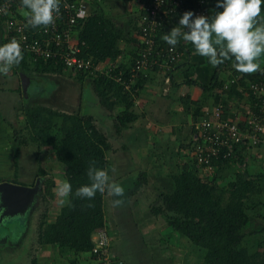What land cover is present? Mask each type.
<instances>
[{
  "label": "trees",
  "instance_id": "1",
  "mask_svg": "<svg viewBox=\"0 0 264 264\" xmlns=\"http://www.w3.org/2000/svg\"><path fill=\"white\" fill-rule=\"evenodd\" d=\"M115 1L132 2L131 0ZM184 1L185 11L193 13L198 6L197 0ZM100 4L101 2H98L97 5L90 6L83 24L79 20L74 28L78 32L80 41H84V44L80 45V54L83 57H90L94 65L100 63L106 65H103L102 71L95 70L92 73L86 70L78 71L75 73V78L82 84L90 86L95 96V98L89 96L92 100L91 104H95L96 101L109 112V115L106 113L105 116L112 117V134L120 135L149 110L145 107L143 113H139L135 105L138 104L137 100L151 76L150 71H136L135 81L130 90L124 89L123 84L116 81L115 78L119 75L123 80L128 81L129 71L135 65L138 52L141 48H145L137 38L138 11L122 9L119 14L126 13L124 15L126 20L122 22L123 24H117L113 19V13L105 12ZM182 15L169 18L164 29H159L157 42H161L163 46L168 45L162 36L172 27L178 26ZM2 45L0 41V46ZM175 47L182 52V57L175 69L170 72V81L166 85L165 93L170 99L172 92L178 87L175 72L185 64L184 47L181 43ZM22 54L23 60L17 65L22 71H31L33 74L44 76L65 70L61 64L56 65L52 60L44 62L40 59L33 64L28 53L22 52ZM124 57L127 58L123 60ZM234 63V57H230L216 66L211 82L202 86L203 91L209 92L217 88L227 96L246 92L254 104V97L247 83L264 79V70L246 75L236 71L233 67ZM229 65H232L231 69L227 67ZM228 69L232 70L230 75L225 72ZM221 72H224L223 76L219 75ZM233 78L236 81L229 83ZM225 83H229L227 88L224 87ZM220 92L210 95L214 96V105H222V117L226 118L227 103ZM81 95L80 91L79 96ZM59 98L58 101L50 100V104H57L54 107L35 103L32 99L23 105V129L28 131V137H25L20 130H15L18 139L15 151L18 154L19 145L30 141L36 144L37 150L42 146L48 147L47 149L51 150L62 166L63 177L72 185L73 195L70 197L72 206H60L54 219L49 218L48 202L55 196L56 177L47 176V170L41 165L37 169L38 174L43 178L38 200L41 199L45 204L40 219V241L57 244L59 250L76 264L78 258L71 257L69 253L80 255L90 252L93 246V233L98 228L107 226L108 222L105 208L107 192L103 194L97 192L94 199L88 200L76 197L75 191L82 185L90 183L87 176L90 161H95V166L99 169L106 171L109 169L107 153L112 149V143L109 141L110 136L98 126L93 115L81 113L79 108L64 111L66 105ZM58 105L60 107L62 105L63 110L59 109ZM195 106L193 113L197 116L195 120H199L203 116L199 101ZM239 125L244 127L242 121ZM192 141L191 139L175 150L177 154L182 155L181 163L176 165L173 172L167 173L170 181L158 192V201L150 202V210L154 215L166 216L168 224L175 231L190 239L192 247L202 259V264H264V251L258 250V246L264 244V237L258 236L264 231V224H261L262 221L264 223V173L248 178L247 175L236 172L232 174L233 181L228 187L219 186L216 181L223 175L221 169H231L230 164L235 160L230 156L224 157V154L219 158H211V164L215 167L214 172L211 178L204 177L199 174L194 161L184 154V149ZM239 158L242 160V156ZM89 204L92 206L88 207ZM255 217H260L262 221H259V224L254 223Z\"/></svg>",
  "mask_w": 264,
  "mask_h": 264
},
{
  "label": "rangeland",
  "instance_id": "2",
  "mask_svg": "<svg viewBox=\"0 0 264 264\" xmlns=\"http://www.w3.org/2000/svg\"><path fill=\"white\" fill-rule=\"evenodd\" d=\"M100 2L105 12L113 13V19L117 24H123L126 20L124 16L126 13L122 15L119 14L120 11L136 10L139 12L138 5L133 1L123 3L120 1L116 2L115 0H104ZM125 58L127 57H124L123 60H125ZM63 71L64 72L61 73L51 72L48 75L42 76L39 91H37V93L34 90L32 91L34 93L33 95H37L38 97L34 96L32 100H34L33 102L35 103L54 107V105L56 106L57 104H50V100L53 99L54 101H58V97H60L64 105H66V107L64 106V111H72L73 109L79 108L81 113L93 115L98 126L110 136L109 141L112 143V149L107 153V158L110 163L107 172L112 181L120 183L125 188V196L123 197L125 202L122 207H113L112 200L114 197H110L106 194V214L109 222L106 228L112 236L113 246L122 251L124 264H202V259L192 247L190 239L175 231L171 225L168 224L166 216L154 215L149 206L150 201H158V192L170 181L169 178L165 180V182L158 179H166L168 174H164V171H168L171 167L169 171L173 172L176 169V165L181 163L182 157L180 153H170V151L163 148L162 137H160V130H162L163 125L155 122L156 119L159 121V118L164 116L162 112L163 108L161 107L162 102L160 104V102L157 101L151 108L157 111V115L154 114V116H150V118H140L138 121H141V124H139L138 121L133 124V126H142L148 129L149 141L146 142L137 136V138L131 142L128 137H123L124 134L123 136L112 134V117L105 116L106 113L109 115V112L105 111L96 101L95 104H91L92 100L89 96L91 95L94 98L95 96L90 86L77 81L75 78L76 72L66 69ZM45 91L48 93L43 94ZM80 91L82 93L81 97L79 96ZM24 92L26 93V98H30V95H32V93L29 94L28 87L25 88ZM230 105L233 107L234 102L232 104L230 103ZM61 107L63 106L61 105ZM61 107L58 105L59 109ZM16 112H18V110ZM168 117L166 121L169 119ZM11 118L15 125L17 124V129L20 130L25 137H28V131L23 129L24 115H22L19 120L18 118L16 119L14 115ZM234 119H238V117H234ZM100 122L102 124H100ZM162 131L164 132V130ZM195 132L196 130L194 133ZM168 139L175 140L174 137L170 136H168ZM19 146V152L16 154L19 172L13 175L17 180L31 181L34 172L39 165H41L47 170V176L58 177L59 181H62L61 179L64 176L63 168L54 155L48 158V154L51 153V150L47 149L48 147L42 146L39 148L40 150H37L36 144L30 141H28L27 144ZM123 146H126V149ZM44 154L46 156H44ZM116 158H119V160ZM243 162L244 160L242 159L241 162L238 161L240 165L235 163L231 166V169L226 170L222 175L223 177L216 181L219 186L228 187L230 182L233 181L232 174L236 172L245 175V171L242 170L244 166ZM122 174H127L131 177L124 178L125 175ZM134 175L136 179L133 180L132 177ZM24 176H26L27 179H23ZM119 176L121 179H119ZM141 176H143V180L141 179V185L137 187V179ZM211 176L209 178H211ZM63 180L66 179L64 178ZM40 200L41 199H39V201ZM36 201L34 203L35 205L37 204ZM51 202H48V206L52 208L56 205L60 208L61 205L58 203V198L56 200L53 199V203ZM34 204L31 211L35 207ZM122 211H125L123 224H121V226L120 224H113V221L120 219ZM5 223L6 226L10 228V224H12L11 221L7 220ZM258 236L263 238L264 231L260 232ZM25 245L27 246V243ZM25 245L23 246V251H26ZM60 252L58 247L55 253H53L56 260L68 263L70 260L68 256ZM84 254L75 255L74 252L69 253L71 257L76 256L78 258L76 264H85L82 262H86L90 254L89 252H85Z\"/></svg>",
  "mask_w": 264,
  "mask_h": 264
},
{
  "label": "built area",
  "instance_id": "3",
  "mask_svg": "<svg viewBox=\"0 0 264 264\" xmlns=\"http://www.w3.org/2000/svg\"><path fill=\"white\" fill-rule=\"evenodd\" d=\"M102 0H60L59 13L55 22L47 27L33 28L28 24L21 0H1L0 2V41L3 43L15 39L21 45L22 52L30 55L34 64L42 59L44 62L52 60L54 64H61L66 70L78 72L95 70L102 71L103 65H94L90 57H83L80 41L75 24L88 16L90 6L97 5ZM139 7L138 31L139 42L145 45L138 52L135 65L129 71L128 81L121 75L116 81L123 84L124 89L130 90L135 81L136 71H151L157 69L164 75V81L169 83L172 72L182 57L176 47L170 50V45L157 42L160 28L167 25L169 18L184 14L186 7L184 0H131ZM198 6L193 10L194 17L204 15L203 1L197 0ZM111 65V64H108ZM106 71V69H105ZM236 79H231L233 83ZM229 83H225L227 88ZM248 89L254 97L255 110H251L244 118L241 127L239 119L222 117V105H214L211 110H202L203 116L193 121L196 132L192 142L184 149V154L191 158L199 174L209 177L215 167L211 158L232 157L237 160L242 156V149L260 148L264 150V79L248 82ZM194 130V131H195ZM93 246L89 254L94 264H124L112 249V236L106 227L98 228L92 236Z\"/></svg>",
  "mask_w": 264,
  "mask_h": 264
},
{
  "label": "crops",
  "instance_id": "4",
  "mask_svg": "<svg viewBox=\"0 0 264 264\" xmlns=\"http://www.w3.org/2000/svg\"><path fill=\"white\" fill-rule=\"evenodd\" d=\"M202 1L205 10L204 16L211 18L216 12L222 11V8H218L216 6L217 0ZM262 15H264V5H262ZM185 30L187 31V29ZM179 43H181L184 47L185 54L183 61H185V64L175 72L178 87H176V89H174L172 92V99H170L169 96H166L165 91L166 85L168 83L164 81V75L158 71H150V81L146 83L145 88H143L140 97L137 100V103L139 104L135 105L139 113H143V109H145V107L149 109L147 113L144 116L142 115L140 118H150V116H154V114L157 112L155 109L151 108L154 106V104H156L157 101H159L160 104L162 102L161 107L163 108L162 112L164 116L160 117L159 121L156 119L157 121L155 120V122L161 123V125H163L162 130H164V132L160 130V137H162V143L164 145L163 148L170 151V153H174L178 146L188 143L191 140L194 133L193 121L197 119V116L193 113V110L196 107V102L199 101V105L201 106L200 109L211 110L214 106V96H211L210 94L213 95L214 93L218 94V92H220V89L217 88L209 92L203 91L202 86L211 82L212 76L215 72V67L209 63L208 58L198 55L194 46L189 42H185L182 38L180 39ZM227 67L231 69L232 65ZM229 69L225 72L230 75L232 70ZM263 70L264 56L261 57L260 65V71ZM20 72L24 73L29 79L27 87L29 94L32 93V95H30V99L26 98L24 95ZM30 73L31 71L25 72L20 70L19 67L13 66L6 76L0 74V181L6 179L18 183L33 185L35 184L37 178L41 177L37 170L34 172L31 181L17 180L15 176H13L19 172L18 163L16 161L17 152L15 151L18 139L15 134V130H17V124L15 125L11 117L14 115L16 119L18 118V120L22 117L24 109L23 105H26L28 100L34 99V96L38 97L37 95H33L34 93L32 91L34 90L36 93L39 91V86L42 79V76L39 74ZM223 73L221 72L219 75L223 76ZM186 80L191 82H185ZM246 81L248 82L249 79ZM178 97H183L185 99L180 100ZM222 98L227 103V109L225 110V115L227 117H238L240 121H243L245 116L248 115V113L254 108L252 98L249 94H246V92L240 95H224ZM233 102L234 105L231 107L230 103L232 104ZM17 110L18 112H16ZM167 117L169 119L166 121ZM152 118L155 119L154 117ZM139 119H137L135 122H137ZM138 122L139 124L142 123L141 121ZM147 130L148 129L146 127H136V125H132L123 132L124 136L123 134L120 135L123 137H128L131 142L134 141L137 136L138 138H142L148 142L149 133ZM166 135L174 137L175 140L168 139V136ZM241 154H244L242 155V159L244 160V166L242 170L245 171V175H247L246 177L250 178L264 173V150L260 148L249 150L246 149L245 151L241 152ZM52 155H54L52 152L48 154V158H50ZM116 159L119 160V158ZM238 161L241 162L242 160L238 157V159L230 165L233 166L235 163L240 165ZM170 169H168V171L165 170L164 174L171 172L169 171ZM226 170H228V168L221 169L222 173H224ZM127 174L122 175H125L124 178H130L131 176ZM120 176L119 179H121ZM222 177L223 176H220V178ZM23 179H27V177L24 176ZM41 179L43 178L41 177ZM63 179L64 178L62 177L61 180L63 181ZM56 180L58 181V185L60 182L58 177ZM158 180L165 181L168 180V178H160ZM138 181L141 180L137 179V182ZM57 185L54 187V191ZM140 185V182H138L137 187ZM53 199H57L56 194ZM53 199H50V202L52 201L51 203H53ZM36 203V205L34 204L35 207L33 210L28 214L24 216H15L14 218L9 219V221L12 223L10 224V228L9 226H6L5 222H0V264L67 263H64L63 261L60 262V260H56L54 257L53 253H55L58 248L57 244L43 243L40 241V219L41 212L42 209H44L45 204L42 202V200H38ZM57 210L58 207L56 205H54L52 208L50 207L49 218L54 219ZM124 212L125 211H122L120 219L113 221V224H120V226L123 224V216L125 215ZM258 218L260 217H255L254 223H260L259 221H262L261 218ZM261 224H264L263 221ZM26 243L27 246L25 245ZM24 245L26 246V251H23ZM112 249L120 258H122V251L120 249H116V247L113 246V242ZM258 250L264 251V244L258 246ZM70 262L71 261L69 260L67 264H72V262ZM82 263L94 264V261L90 256L87 257L86 262Z\"/></svg>",
  "mask_w": 264,
  "mask_h": 264
},
{
  "label": "clouds",
  "instance_id": "5",
  "mask_svg": "<svg viewBox=\"0 0 264 264\" xmlns=\"http://www.w3.org/2000/svg\"><path fill=\"white\" fill-rule=\"evenodd\" d=\"M21 3L26 9L28 24L33 28L53 24L60 10V0H21ZM262 5L264 0H217L216 6L222 11L211 18L204 15L194 17L191 11H187L181 16L178 26L172 27L162 39L174 51L182 38L194 46L198 55L207 57L213 67L234 57L233 67L236 71L246 75L255 74L260 71L261 57L264 56ZM22 60L21 45L15 39L0 46V74L6 76ZM87 176L90 183L76 189V197L92 200L97 192H107L114 197L113 207L124 205L125 188L112 181L106 170L97 168L95 161L89 162ZM132 179H136V176ZM55 194L61 206H72L70 182L60 181Z\"/></svg>",
  "mask_w": 264,
  "mask_h": 264
},
{
  "label": "water",
  "instance_id": "6",
  "mask_svg": "<svg viewBox=\"0 0 264 264\" xmlns=\"http://www.w3.org/2000/svg\"><path fill=\"white\" fill-rule=\"evenodd\" d=\"M23 92L27 88L29 79L20 72ZM24 95L26 93L24 92ZM41 177H38L35 184L28 185L12 180L0 181V222L3 223L15 216H24L31 211L34 200H38L41 190Z\"/></svg>",
  "mask_w": 264,
  "mask_h": 264
}]
</instances>
